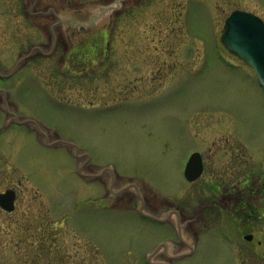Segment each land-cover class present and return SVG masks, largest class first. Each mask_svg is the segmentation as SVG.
I'll use <instances>...</instances> for the list:
<instances>
[{
    "label": "rangeland",
    "instance_id": "rangeland-1",
    "mask_svg": "<svg viewBox=\"0 0 264 264\" xmlns=\"http://www.w3.org/2000/svg\"><path fill=\"white\" fill-rule=\"evenodd\" d=\"M237 9L264 21V0H0V193H17L0 264H33L42 245L53 264H150L175 232L108 209L100 180L134 179L193 216L184 170L202 127L226 126L261 172L264 88L221 41ZM205 217L195 252L164 263L264 264L263 222Z\"/></svg>",
    "mask_w": 264,
    "mask_h": 264
},
{
    "label": "flooded vegetation",
    "instance_id": "flooded-vegetation-1",
    "mask_svg": "<svg viewBox=\"0 0 264 264\" xmlns=\"http://www.w3.org/2000/svg\"><path fill=\"white\" fill-rule=\"evenodd\" d=\"M77 51L80 54L81 50ZM81 63L87 64L83 61ZM0 78L5 77L0 74ZM215 128L217 129L214 131ZM224 128L227 127H202L205 130L200 131L202 146L192 149L187 157L188 163L194 153H199L202 166L197 179L190 181L185 177L189 183L185 191L190 190L199 197V205L193 216L189 215L186 208L172 202L170 197L162 196L155 189L139 184L134 179L113 174L111 178L100 180L105 188V196L102 197L104 206L108 209L119 212L136 211L143 219L175 232L174 236L167 234L151 247L145 253L146 259L152 256L151 260L171 262L179 259L177 257L180 255L190 254L191 243L195 240L196 246L199 240L194 222L200 219L206 221V213L237 214L248 227L252 226L251 223H264V214H260L264 213V156L258 158L261 160L257 167H260L261 172L255 171V163L246 158V151H240L236 136L226 135ZM214 133L217 136L212 145L207 147L202 139ZM92 174L99 176V173Z\"/></svg>",
    "mask_w": 264,
    "mask_h": 264
},
{
    "label": "water",
    "instance_id": "water-1",
    "mask_svg": "<svg viewBox=\"0 0 264 264\" xmlns=\"http://www.w3.org/2000/svg\"><path fill=\"white\" fill-rule=\"evenodd\" d=\"M222 42L230 52L256 71L258 80L264 88V21L251 13L235 11L226 20ZM201 169L199 154H195L186 167L185 176L193 181L199 177ZM16 200V191L8 189L0 193V208L12 213L16 209ZM245 238L252 240L253 236L248 235Z\"/></svg>",
    "mask_w": 264,
    "mask_h": 264
},
{
    "label": "trees",
    "instance_id": "trees-1",
    "mask_svg": "<svg viewBox=\"0 0 264 264\" xmlns=\"http://www.w3.org/2000/svg\"><path fill=\"white\" fill-rule=\"evenodd\" d=\"M3 230H6V229H3ZM42 246L44 247V245ZM42 246L36 247L35 249L36 257L33 260V264H53L50 256L47 255V253L44 251Z\"/></svg>",
    "mask_w": 264,
    "mask_h": 264
}]
</instances>
